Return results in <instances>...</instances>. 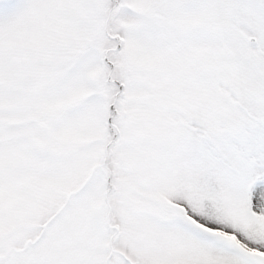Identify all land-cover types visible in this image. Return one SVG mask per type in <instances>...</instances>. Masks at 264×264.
<instances>
[{"label":"snow or ice","instance_id":"snow-or-ice-1","mask_svg":"<svg viewBox=\"0 0 264 264\" xmlns=\"http://www.w3.org/2000/svg\"><path fill=\"white\" fill-rule=\"evenodd\" d=\"M0 264H264V0H0Z\"/></svg>","mask_w":264,"mask_h":264}]
</instances>
